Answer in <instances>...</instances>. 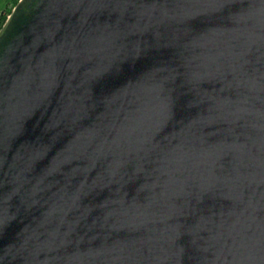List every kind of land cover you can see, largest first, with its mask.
Listing matches in <instances>:
<instances>
[{
    "label": "water",
    "instance_id": "1",
    "mask_svg": "<svg viewBox=\"0 0 264 264\" xmlns=\"http://www.w3.org/2000/svg\"><path fill=\"white\" fill-rule=\"evenodd\" d=\"M0 217V264H264V0H19Z\"/></svg>",
    "mask_w": 264,
    "mask_h": 264
},
{
    "label": "trees",
    "instance_id": "2",
    "mask_svg": "<svg viewBox=\"0 0 264 264\" xmlns=\"http://www.w3.org/2000/svg\"><path fill=\"white\" fill-rule=\"evenodd\" d=\"M19 0H0V28Z\"/></svg>",
    "mask_w": 264,
    "mask_h": 264
},
{
    "label": "snow or ice",
    "instance_id": "3",
    "mask_svg": "<svg viewBox=\"0 0 264 264\" xmlns=\"http://www.w3.org/2000/svg\"><path fill=\"white\" fill-rule=\"evenodd\" d=\"M228 5L225 3V10L227 11ZM12 225L5 220L4 218L0 217V234H7L11 231Z\"/></svg>",
    "mask_w": 264,
    "mask_h": 264
}]
</instances>
